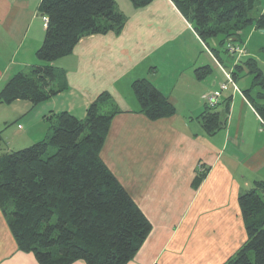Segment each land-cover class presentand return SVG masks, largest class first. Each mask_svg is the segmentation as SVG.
<instances>
[{
	"label": "crops",
	"instance_id": "crops-1",
	"mask_svg": "<svg viewBox=\"0 0 264 264\" xmlns=\"http://www.w3.org/2000/svg\"><path fill=\"white\" fill-rule=\"evenodd\" d=\"M40 2L0 0V89L14 75L43 65L35 56L46 28ZM127 17L119 33L83 37L70 55L50 64L61 71L64 90L38 105L0 103V110L16 113L13 134L4 138L7 152L48 138L54 115L84 119L90 104L108 93L118 113L100 159L151 224L127 264H224L246 240L238 196L264 181L261 150L248 154L241 148L249 125L259 136V118L239 90L220 91L223 83L211 74L196 79L194 71L206 66L223 76L219 54L212 52L218 45L215 40L204 45L169 0H153L138 10L131 6ZM140 79L172 103V117L151 121L139 112L131 85ZM215 92L219 110L229 99L230 112L223 128L209 136L200 116ZM201 172L206 175L194 187ZM3 232L0 228V264H37Z\"/></svg>",
	"mask_w": 264,
	"mask_h": 264
},
{
	"label": "trees",
	"instance_id": "trees-1",
	"mask_svg": "<svg viewBox=\"0 0 264 264\" xmlns=\"http://www.w3.org/2000/svg\"><path fill=\"white\" fill-rule=\"evenodd\" d=\"M152 1L128 0L135 10ZM169 1L204 45L217 40L218 48L212 50L217 54L220 48L229 57L227 44L242 48V33L250 26L264 31V14H254L255 0ZM38 13L47 19L35 53L43 65L8 80L0 89L1 104L49 100L64 90L61 71L50 64L70 55L81 38L119 33L125 24L114 0H41ZM242 58L236 57L229 72L234 81L243 70L252 77L251 87L241 94L264 125V75L256 62ZM210 72L206 66L194 74L203 80ZM131 89L147 119L175 114L172 103L148 80L134 81ZM217 107H206L200 116L206 135L223 128L229 116V99ZM116 113L111 96L103 92L84 119L66 112L54 115L48 138L0 157V209L17 249L31 253L37 264H127L149 235L151 224L100 159ZM205 175L197 174L193 186ZM238 205L246 240L224 264H264V181L241 193Z\"/></svg>",
	"mask_w": 264,
	"mask_h": 264
},
{
	"label": "rangeland",
	"instance_id": "rangeland-1",
	"mask_svg": "<svg viewBox=\"0 0 264 264\" xmlns=\"http://www.w3.org/2000/svg\"><path fill=\"white\" fill-rule=\"evenodd\" d=\"M115 2V6L116 9L119 10L123 16L125 17V22L128 20L129 14L131 13V6L128 2V0H114ZM255 8L256 11L254 12L255 15H257L258 13L262 12L264 14V0H255ZM131 18V17H130ZM129 18V19H130ZM241 40H242V48L245 51V55L243 56V58L241 59L242 61L248 59H252L254 62H256L258 69L262 72V74L264 75V31H260L257 30L256 28L250 26L247 29H245L242 33L241 36ZM217 42V40H216ZM219 58L221 59L222 63L220 64V66L222 65L226 71H230L233 68V65L236 64L235 60L236 58H231L230 56L228 57V55H226L222 49L219 48ZM214 67V66H212ZM213 69V68H212ZM215 68L213 69L212 72H210V74L216 79V82H218L219 84L225 83V78L224 76H222V74L220 73V71H217ZM209 74V75H210ZM208 75V76H209ZM205 77V79H208L209 77ZM251 82H252V77L250 75L247 74L246 70H243V72H241L238 75L237 80L235 81V85L238 88V90L240 92L247 90L248 88L251 87ZM230 91L233 90L231 85H228ZM133 93V92H132ZM237 99L239 100V97L237 96ZM237 100V101H238ZM218 103L215 105L217 106ZM237 106H239L237 104ZM217 110H219V108L217 107ZM237 108L235 109L234 112V116H238L237 115ZM13 115L16 116V113L13 112L11 109L9 108H4L2 110H0V132H2V141L0 142V157H2L4 154L8 153L7 149H8V141L5 136H12L13 132H10L12 130V128H14V121H12V117ZM230 118V117H229ZM5 119L7 120H11V121H7V122H3L2 120ZM253 121H250V123H252ZM252 126L249 125V127H247V129L243 132L244 135V146H242V150H244L245 152L249 153H255L258 152L259 150H261L259 152V155H261L262 159H264V125L261 124L260 120L259 123L257 122L256 124V131H258L259 136L255 137V134L253 135L252 133ZM258 135V134H257ZM22 142H27L26 140L22 141ZM31 144V143H30ZM29 144V146H30ZM24 147L22 148H26L28 145H23ZM15 150H19V149H15ZM264 176V175H263ZM0 228H2L4 230V233H8L9 229L8 226L5 222V219L3 217L2 211L0 209ZM24 255L29 256L31 259H34L33 255L31 253H24ZM35 260V259H34ZM25 264H28V261H25Z\"/></svg>",
	"mask_w": 264,
	"mask_h": 264
},
{
	"label": "built area",
	"instance_id": "built-area-1",
	"mask_svg": "<svg viewBox=\"0 0 264 264\" xmlns=\"http://www.w3.org/2000/svg\"><path fill=\"white\" fill-rule=\"evenodd\" d=\"M44 21L45 23H47V19L44 18ZM226 49H227V52L229 53L230 56L232 57H242L245 55V51L243 48H241L239 45L237 44H227L226 46ZM219 68L222 70L223 72V76L225 78V83H223L221 85V89L220 91H224L227 89L228 85H231L233 90L237 91V87L235 85V81L232 79V76H231V73L230 72H226V71H223L222 67L220 65H218ZM219 100V93L215 92L213 93L212 95L208 96L206 99H205V102H206V105L208 107H213L217 104Z\"/></svg>",
	"mask_w": 264,
	"mask_h": 264
}]
</instances>
